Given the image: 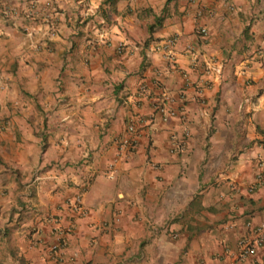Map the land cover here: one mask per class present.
<instances>
[{
  "label": "crops",
  "instance_id": "0c3cea01",
  "mask_svg": "<svg viewBox=\"0 0 264 264\" xmlns=\"http://www.w3.org/2000/svg\"><path fill=\"white\" fill-rule=\"evenodd\" d=\"M260 161L264 0H0V264H234Z\"/></svg>",
  "mask_w": 264,
  "mask_h": 264
},
{
  "label": "built area",
  "instance_id": "2783aa9c",
  "mask_svg": "<svg viewBox=\"0 0 264 264\" xmlns=\"http://www.w3.org/2000/svg\"><path fill=\"white\" fill-rule=\"evenodd\" d=\"M25 16L29 18L33 24H36L38 22V14L33 6H31L26 11ZM43 23L47 25L50 30H54L57 25V20L53 14L48 13L44 15ZM35 30V27H30V29L26 30V33L29 35H33ZM200 32L203 34H207L206 28L200 29ZM175 42V38H169L160 41L156 45V49L166 55L167 58L174 61L172 47ZM206 72L214 74L215 76H221L223 73V64L217 63L214 60H209L206 63ZM169 100L170 96L168 94H165L164 103L159 107V109L161 112L167 114H175V110H171L166 107V103ZM129 129L133 131L135 129V126L130 125ZM123 144L131 145L132 141L130 139H127L123 142ZM259 166L261 167V170L257 174V180L258 182L264 183V161H260ZM68 203L73 213L80 216L86 214L82 193L76 195ZM52 221L54 223L52 233L55 235V241L49 246V249L52 252H58L66 244L65 236L68 230L67 228L61 225L59 219L53 218ZM246 226L249 232L245 236H242L238 239L239 249L236 253H234V264H241L247 259H250L254 264H264V252L262 251L264 249V221L255 224L252 220H249L246 223Z\"/></svg>",
  "mask_w": 264,
  "mask_h": 264
}]
</instances>
